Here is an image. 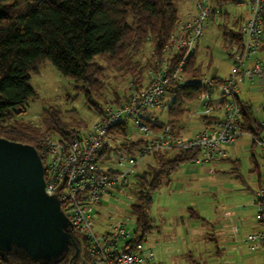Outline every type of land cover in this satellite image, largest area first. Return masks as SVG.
Instances as JSON below:
<instances>
[{
	"label": "built area",
	"instance_id": "built-area-1",
	"mask_svg": "<svg viewBox=\"0 0 264 264\" xmlns=\"http://www.w3.org/2000/svg\"><path fill=\"white\" fill-rule=\"evenodd\" d=\"M244 1L249 16L240 28L242 42L226 48L233 61L227 77L214 74L189 80L184 74L187 59L196 53L201 35L220 14L211 0H199L197 11L179 22L162 54L153 58L141 86L130 80L121 103L106 104L90 126L77 129L69 139H43L45 190L58 198L71 233L80 237L86 249L88 264H151L154 260L152 249L143 241L134 242V234L127 231L123 220L108 223L103 231L94 226L101 201L126 187L128 176L141 159L158 150H183L193 153L197 164H212L229 158L226 146L245 135L251 147L259 151L253 205L260 226L245 241L251 249L264 251V106L252 107L254 130L246 129L243 100L238 96L243 81L257 83L264 95V0ZM188 82L203 88L199 97L203 130L191 138L169 124L155 127L160 120L156 111H168L171 104V86ZM129 124L142 134L138 147L123 146L133 142L128 137ZM122 129L125 134H121ZM120 150L131 155L115 160Z\"/></svg>",
	"mask_w": 264,
	"mask_h": 264
},
{
	"label": "trees",
	"instance_id": "trees-1",
	"mask_svg": "<svg viewBox=\"0 0 264 264\" xmlns=\"http://www.w3.org/2000/svg\"><path fill=\"white\" fill-rule=\"evenodd\" d=\"M178 1L0 0V136L33 145L44 161L42 142L48 135L45 136L41 128L47 126L66 139L77 128L62 124L61 113L55 108L46 110L43 126L12 120L14 114L24 112L26 103L37 96L30 83L31 73L37 72L42 63L51 62L64 76L81 83L80 89L88 103L101 112L105 78L104 66L98 58L117 71H123L141 86L153 58L162 54L164 45L177 31L181 18ZM216 1L218 6L223 4L222 0ZM241 26L225 30V49L231 43L242 42ZM147 43L151 44L152 54L148 63L141 65L135 57ZM199 72L194 54L187 59L184 74L193 80ZM202 91L201 85L195 82L174 83L169 89L172 100L168 119L166 122L159 120L155 127L166 124L174 127L186 111L184 104L197 98ZM117 100L108 103L123 101L120 97ZM242 105L245 128L254 130L253 105L246 101ZM121 131L125 134L123 129ZM141 143L139 139L123 146L134 148ZM153 154L156 166L136 175V201L131 205L136 222L134 242L143 241L153 230L149 208L154 190L166 183L182 163L193 162L195 158L193 153L183 150H158ZM233 162L239 163L238 160ZM255 166L257 170L256 163ZM72 235L78 245L84 247L80 237ZM74 253L75 245L70 242L59 257L34 260L24 249L14 246L10 251L0 250V264H71L76 260Z\"/></svg>",
	"mask_w": 264,
	"mask_h": 264
},
{
	"label": "rangeland",
	"instance_id": "rangeland-1",
	"mask_svg": "<svg viewBox=\"0 0 264 264\" xmlns=\"http://www.w3.org/2000/svg\"><path fill=\"white\" fill-rule=\"evenodd\" d=\"M198 1H178L180 21L197 11ZM211 3L215 7L219 5L216 0ZM222 3L216 7L220 14L211 20L209 27L199 39L195 54L201 73L195 75L196 79L214 74L225 78L230 72L233 61L225 49L224 32L227 29H238L249 16V7L244 0H222ZM151 54V44L147 43L135 59L141 61V65H145ZM98 61L104 66L102 96L104 107L108 102H118L119 97L120 101L125 98L130 78L123 71H117L101 59L98 58ZM30 83L37 96L26 103L24 112L13 115L14 121L43 126L46 110L55 108L61 113L62 124L65 123L68 128L84 130L100 113L88 103L84 91L80 89L81 83L64 76L49 61L42 63L37 72L31 73ZM240 83L238 96L250 101L254 107L262 108L264 95L261 91L252 88L257 86V83L252 81ZM218 92L220 93L221 90L219 89L217 94ZM117 94L118 97H116ZM198 97L184 104L188 111L186 109L185 116L179 123L185 125L189 136L203 130V125L197 121V117L203 110ZM102 101H100L101 104ZM189 113L193 114L192 117H188ZM156 114L161 121H167V109L161 112L156 111ZM128 126L130 140L140 139L142 136L140 130L132 124ZM41 129L45 136L48 135L47 137L59 135L47 126ZM248 140L249 137L245 135L241 141L227 145L229 153L227 159L212 164L192 162L182 165L175 179L171 178L169 182L154 190L149 213L159 230L155 228L145 236L143 242L146 247L151 246L157 255V258L154 257L155 264H264L263 248L251 249L249 243L245 241L248 233L260 227L255 218L256 207L251 203L255 197L254 192L258 188L259 172L255 169V159H251L253 154L247 145ZM253 153L256 161L259 162V151L255 149ZM130 155L131 153L120 150L116 152L114 158L118 160L120 156ZM229 159L239 160L238 165ZM155 166L154 154L145 156L128 176L126 187L116 189L112 196L101 201L97 207L100 216L96 220V230L102 231L107 228L108 223L123 220L127 231L134 234L136 222L131 213V205L136 201V175L151 170ZM166 207H169L171 211V219L163 217ZM242 217L253 222L256 220V223L235 232L234 226ZM181 220H184L182 228L184 227L183 234H186L185 241L182 237L174 239L173 235L162 230L163 225L175 228L176 222ZM193 225H195L196 233L190 237ZM158 233H160L161 242L155 244ZM84 250L86 252L85 247ZM80 263V260L76 258L71 264Z\"/></svg>",
	"mask_w": 264,
	"mask_h": 264
},
{
	"label": "water",
	"instance_id": "water-1",
	"mask_svg": "<svg viewBox=\"0 0 264 264\" xmlns=\"http://www.w3.org/2000/svg\"><path fill=\"white\" fill-rule=\"evenodd\" d=\"M69 226L58 198L45 190L38 150L0 136V250L16 246L34 260H52L74 241Z\"/></svg>",
	"mask_w": 264,
	"mask_h": 264
},
{
	"label": "crops",
	"instance_id": "crops-1",
	"mask_svg": "<svg viewBox=\"0 0 264 264\" xmlns=\"http://www.w3.org/2000/svg\"><path fill=\"white\" fill-rule=\"evenodd\" d=\"M180 13V12H179ZM243 83V82H242ZM241 84V83H240ZM240 86V85H239ZM253 88V90H258L259 91V85L257 84V86L255 85V86H253L252 87ZM240 90V89H239ZM252 90V89H251ZM240 92V91H239ZM196 99V98H195ZM198 99H199V97H198ZM200 100V99H199ZM243 101H246V102H249V103H251L250 101H248V100H245V99H242ZM252 104V103H251ZM187 109V108H186ZM187 111H188V109H187ZM192 113H189V115H188V117H192ZM185 116V114L183 115V117ZM182 117V118H183ZM182 118L177 122V123H175V125H174V128L179 132V133H181L184 137H187V138H191V137H193V136H195L198 132H196L195 134L193 133L191 136H189V135H187V131L185 130L186 129V127H185V125H180L179 123H180V121L182 120ZM168 119V118H167ZM197 121H198V123L200 124V125H202V123H201V121H200V116L199 117H197ZM249 141V140H248ZM249 147H250V150L252 151V156H251V159L252 160H254L255 159V163L257 164V161H256V158H255V156H254V153H253V151L255 150L253 147H251V144L248 142V144H247ZM227 159V158H226ZM229 160H231V161H233L232 159H229ZM238 162H239V160H238ZM187 163H192V162H187ZM187 163H182L172 174H171V176H170V178H169V180L171 179V178H173V179H175L176 177H177V175H178V170L180 169V167L182 166V165H184V164H187ZM169 180L167 181V182H169ZM166 182V183H167ZM152 198H153V196H152ZM152 202H153V200H152ZM251 203H253V199H252V201H251ZM152 205V204H151ZM167 206V205H166ZM150 208H151V206H150ZM150 208H149V210H150ZM170 209H169V207H166V210H165V212H164V218H169L170 217V219H171V216H170ZM166 214V215H165ZM149 215H150V213H149ZM100 216V213H98L97 214V216L96 217H94V226L96 225V220H97V218ZM168 216V217H167ZM150 218H151V220H152V224H153V230L152 231H154L155 230V228H156V230H159V229H157L158 227L156 226V224L154 225V223H153V219H152V217H151V215H150ZM255 218H256V216H255ZM171 221V220H170ZM179 223H181V224H179ZM252 223H256V220H255V222H253V221H251L250 219H248V218H244V217H242L241 219H239V221L237 222V225H235V224H233V225H235L234 226V231L236 232V231H238L239 229H241V228H243V229H246L247 228V226H250V225H252ZM183 224H184V220H181V221H178V222H176V226H175V228H172L171 226H166V225H163L162 226V230H165V232H169V234H171V236L173 235V237H174V239L176 238V239H179L180 237H182V239H183V241H185V239H186V234H183L184 232H183V230H184V227L182 228V226H183ZM108 225V224H107ZM194 226L195 225H193L192 226V230H191V232H192V235H190V237H193L194 235H195V233H196V228H194ZM106 229V228H105ZM104 229V230H105ZM161 229V228H160ZM98 231V230H97ZM103 231V230H102ZM151 231V232H152ZM150 232V233H151ZM159 232V231H158ZM191 232H190V234H191ZM250 233H252V232H250ZM250 233H248V235L250 234ZM247 235V236H248ZM246 236V237H247ZM246 237H245V239H246ZM160 233H158V236H156V240H155V244H159L161 241H160ZM149 248H151L152 249V251H153V248L151 247V246H149ZM154 252V251H153ZM154 254H155V252H154ZM155 256H156V258H157V255L155 254ZM155 259L152 261V263L151 264H155Z\"/></svg>",
	"mask_w": 264,
	"mask_h": 264
},
{
	"label": "flooded vegetation",
	"instance_id": "flooded-vegetation-1",
	"mask_svg": "<svg viewBox=\"0 0 264 264\" xmlns=\"http://www.w3.org/2000/svg\"><path fill=\"white\" fill-rule=\"evenodd\" d=\"M73 245H75V253L74 256L80 260V264H88V257L86 255V252L84 250V247L81 245H78V243L75 241L72 242Z\"/></svg>",
	"mask_w": 264,
	"mask_h": 264
}]
</instances>
